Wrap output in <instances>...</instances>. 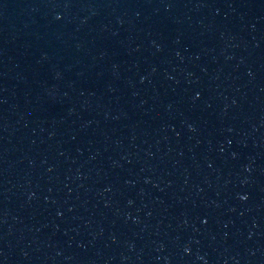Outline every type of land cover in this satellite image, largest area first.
<instances>
[{"label": "water", "instance_id": "water-1", "mask_svg": "<svg viewBox=\"0 0 264 264\" xmlns=\"http://www.w3.org/2000/svg\"><path fill=\"white\" fill-rule=\"evenodd\" d=\"M0 264H264V0H0Z\"/></svg>", "mask_w": 264, "mask_h": 264}]
</instances>
